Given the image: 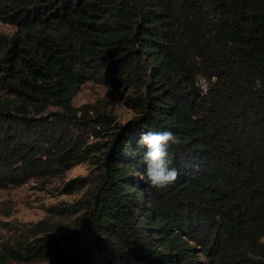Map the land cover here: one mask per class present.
<instances>
[{
  "label": "trees",
  "instance_id": "trees-1",
  "mask_svg": "<svg viewBox=\"0 0 264 264\" xmlns=\"http://www.w3.org/2000/svg\"><path fill=\"white\" fill-rule=\"evenodd\" d=\"M0 22V187L94 163L50 208L65 231L0 220V264H264V0H0ZM86 81L132 116L73 106ZM163 130L158 190L136 141Z\"/></svg>",
  "mask_w": 264,
  "mask_h": 264
},
{
  "label": "rangeland",
  "instance_id": "rangeland-1",
  "mask_svg": "<svg viewBox=\"0 0 264 264\" xmlns=\"http://www.w3.org/2000/svg\"><path fill=\"white\" fill-rule=\"evenodd\" d=\"M13 27L0 22V33L10 34ZM71 103L78 106L83 103L104 104L114 116V124L125 123L132 116V113L125 109L118 96L110 94L108 88L89 81L82 83L73 96ZM100 140V139H99ZM106 140V136L102 137ZM95 156V153H94ZM93 159H91L92 161ZM90 160L73 166L63 173H52L43 178L28 179L21 185L0 187V220L17 223L35 222L39 219L48 218L58 227H53L54 235L66 230L72 217L57 214L50 211V208L59 203H69L76 200L81 190L72 193L60 192L64 182L76 177H89L94 170V163ZM5 235L4 231H0ZM10 264H43L32 261L29 263Z\"/></svg>",
  "mask_w": 264,
  "mask_h": 264
},
{
  "label": "clouds",
  "instance_id": "clouds-1",
  "mask_svg": "<svg viewBox=\"0 0 264 264\" xmlns=\"http://www.w3.org/2000/svg\"><path fill=\"white\" fill-rule=\"evenodd\" d=\"M136 142L145 149L141 158L145 173L141 179L158 190L175 183L179 173L172 167L173 158L169 146L179 143L177 136L170 130L147 131L141 133Z\"/></svg>",
  "mask_w": 264,
  "mask_h": 264
},
{
  "label": "built area",
  "instance_id": "built-area-1",
  "mask_svg": "<svg viewBox=\"0 0 264 264\" xmlns=\"http://www.w3.org/2000/svg\"><path fill=\"white\" fill-rule=\"evenodd\" d=\"M197 85H198V87H199L202 91L205 90V83H204V80H203V79H198V80H197Z\"/></svg>",
  "mask_w": 264,
  "mask_h": 264
}]
</instances>
